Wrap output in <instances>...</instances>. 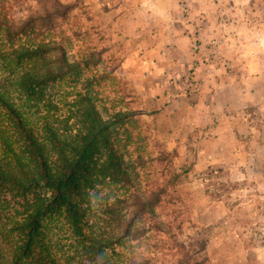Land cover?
<instances>
[{"label": "rangeland", "instance_id": "rangeland-1", "mask_svg": "<svg viewBox=\"0 0 264 264\" xmlns=\"http://www.w3.org/2000/svg\"><path fill=\"white\" fill-rule=\"evenodd\" d=\"M57 1L69 6L64 18L51 14L53 0H0L9 18L43 19L15 43L64 48V63L56 49L46 65L35 60L64 73L45 88L51 107L19 93L2 58L0 90L33 121L36 112L48 118L69 145L77 134H102L97 148L108 137L125 144L127 160L141 154L150 164L168 154L158 168L130 171L134 191L178 176L152 217L167 225L163 234L135 219L116 253L129 248L152 264H187L180 246H201L204 264H264V0ZM126 113L134 115L121 118ZM102 178L90 170L82 180L80 198L92 213L122 196ZM20 204L0 190L1 216L16 215ZM59 228L56 250L74 257Z\"/></svg>", "mask_w": 264, "mask_h": 264}, {"label": "trees", "instance_id": "trees-1", "mask_svg": "<svg viewBox=\"0 0 264 264\" xmlns=\"http://www.w3.org/2000/svg\"><path fill=\"white\" fill-rule=\"evenodd\" d=\"M53 1L56 8L51 14L64 18L69 6ZM2 12L0 7V58L6 63L5 70L14 69L13 82L19 93L48 109L51 103L44 98L45 88L64 73L41 69L35 60L39 58L38 62L46 65L48 52L56 49L64 63V48L61 44L26 47L15 43L27 24L43 19L28 16L19 22ZM49 16L47 13L44 18ZM6 95L0 90V190H6L21 204L16 215H0V264H152L144 252L134 256L129 248L119 254L115 250L122 241H129L135 219L148 220L147 227L152 232L163 234L162 225L167 227L165 223H155L152 217L169 195V184L178 176L172 174L169 180L134 191L130 171L135 167L148 171L158 168L169 160L168 154H157L150 164L141 154L127 160L123 154L125 144L108 137L102 138V147L97 148L102 134H77L69 145L50 129L48 118L36 112L33 121L23 111L25 105L13 103ZM133 115L126 113L121 118ZM88 161H92L91 168ZM90 170H97L108 183L118 185L122 193L121 197L98 204L100 211L96 213L90 212L80 198L82 180ZM57 225L60 228L56 230L64 232L74 257L67 259L56 250L57 235L52 231ZM146 228H142L143 233ZM180 247L187 264H204L198 260L204 248L187 251L184 245ZM77 252L81 253V263Z\"/></svg>", "mask_w": 264, "mask_h": 264}]
</instances>
